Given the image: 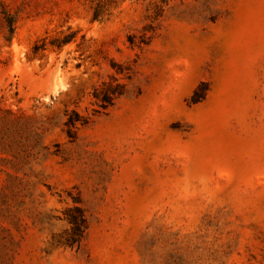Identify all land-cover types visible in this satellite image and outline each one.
Returning <instances> with one entry per match:
<instances>
[{"label":"rangeland","instance_id":"374dc122","mask_svg":"<svg viewBox=\"0 0 264 264\" xmlns=\"http://www.w3.org/2000/svg\"><path fill=\"white\" fill-rule=\"evenodd\" d=\"M0 264H264V0H0Z\"/></svg>","mask_w":264,"mask_h":264},{"label":"trees","instance_id":"16d2710c","mask_svg":"<svg viewBox=\"0 0 264 264\" xmlns=\"http://www.w3.org/2000/svg\"><path fill=\"white\" fill-rule=\"evenodd\" d=\"M72 222L74 224L75 230L78 231V233H81L84 229V222H85L84 218L82 216H80L78 219L73 217Z\"/></svg>","mask_w":264,"mask_h":264}]
</instances>
